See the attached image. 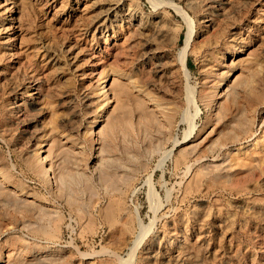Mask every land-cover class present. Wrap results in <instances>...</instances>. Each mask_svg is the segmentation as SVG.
<instances>
[{
    "label": "rangeland",
    "instance_id": "1",
    "mask_svg": "<svg viewBox=\"0 0 264 264\" xmlns=\"http://www.w3.org/2000/svg\"><path fill=\"white\" fill-rule=\"evenodd\" d=\"M85 2L0 0V30L17 27L15 58L0 54V264H136L139 248L129 251L140 230L146 227L147 237L163 230L164 211L173 218L198 202L200 196L186 201L196 186L264 180V55L228 61L204 87L201 60L214 52L208 46L189 53L187 74L177 67L159 78L156 70L117 63L83 40L84 59L96 52L101 62L98 74L82 79L68 72L40 105L6 113L14 87L29 72L41 73L32 58L37 49L74 45L78 28H88L79 11ZM140 5L153 12L146 0ZM165 9L172 27L158 43L168 47L180 29L170 48L176 55L189 26L174 7ZM11 16L17 21L9 22ZM176 159L183 164L174 165ZM152 187L159 195L156 216L148 203ZM220 190L206 200L241 199ZM126 222L131 240L115 258L109 251Z\"/></svg>",
    "mask_w": 264,
    "mask_h": 264
},
{
    "label": "bare ground",
    "instance_id": "2",
    "mask_svg": "<svg viewBox=\"0 0 264 264\" xmlns=\"http://www.w3.org/2000/svg\"><path fill=\"white\" fill-rule=\"evenodd\" d=\"M146 2L153 8L150 14L145 12L140 0H86L85 4H82L83 7H79L81 9L79 11L84 14L88 28L84 30L78 28L77 42L74 45L57 47L58 49L49 48L50 50L45 46L41 50L37 49L32 58L39 59L37 65L41 73L29 72L23 82L14 87V100L4 107L6 113L25 114L32 106L40 105L45 96L56 93L61 80L68 72L82 79L93 78L98 74L101 62L97 59L96 52H91L90 56L84 59L79 43L83 40L95 47L98 52H105L117 63L121 60L134 63L138 65V70L144 72L154 69L159 78L171 75L177 67L187 74L189 53L202 51L203 47L208 46L214 52L207 53L201 60V70L206 75L202 84L204 87L209 86L214 77L221 74L222 68L226 63L228 64V61L231 65L241 55H245L246 58L264 55V0H146ZM78 5L77 3V7ZM165 7H174L189 26L176 55L171 54L170 48L178 42L180 29L176 41L173 39L169 44L172 45L171 47H164L158 43L166 36L167 27H172L168 25V12ZM244 8L247 9L246 12H243ZM189 12H193L194 16H190ZM246 14L250 17L243 21ZM14 20V16L8 19L9 22ZM194 26L197 31L193 30ZM16 28L12 25L0 30V54L1 51H5L9 56L14 57L11 52L14 46L11 34L13 35L14 32L11 31ZM83 67H86V70ZM101 76L99 85L103 86L104 90L108 76L107 74ZM186 98L189 103H194L191 96ZM195 112L197 116L199 113L197 108ZM195 116L191 118L194 120ZM193 120H190V124H193ZM189 128L192 133V127ZM174 162L176 164L172 161L176 166L183 164L181 159H176ZM186 168L189 171L191 167ZM221 184L196 186L194 191L188 193L186 201L192 202L190 196L201 198L173 218L167 217L168 214L163 210L162 219L158 221L163 220L164 227L157 234L147 237L145 236L147 228H142L136 236L135 243L132 242L134 244L133 247L131 245L132 250L129 251L133 253L139 248L137 261L134 262L136 264H264V198L261 197L264 193V180L260 183V181L244 182L232 179ZM216 189L241 199L231 204H225L220 196L212 202L207 201L206 197ZM150 190L148 203L156 216L159 208V203L155 200L157 194L153 193V187ZM160 206L163 207L161 204ZM235 207H238L237 211ZM127 224L122 226L125 230H121L122 240L118 242L120 232L115 242L117 248L115 251H109L115 258H120L117 256L118 251L131 240L132 233L129 229L131 227ZM252 227L257 229V234L250 233ZM240 235L245 238L244 242L240 240ZM132 253L130 255L128 253L131 259L135 256Z\"/></svg>",
    "mask_w": 264,
    "mask_h": 264
}]
</instances>
